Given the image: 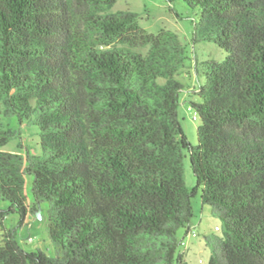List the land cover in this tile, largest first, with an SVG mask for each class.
<instances>
[{
	"label": "trees",
	"instance_id": "obj_1",
	"mask_svg": "<svg viewBox=\"0 0 264 264\" xmlns=\"http://www.w3.org/2000/svg\"><path fill=\"white\" fill-rule=\"evenodd\" d=\"M117 1L0 0V148L16 132L3 117L39 140L38 152L0 149V221L46 203L59 251L6 233L0 264L182 262L199 191L226 229L209 264H264V0H164L198 7L200 37L226 53L202 62L197 145L179 116L186 46L135 12L107 13Z\"/></svg>",
	"mask_w": 264,
	"mask_h": 264
},
{
	"label": "rangeland",
	"instance_id": "obj_2",
	"mask_svg": "<svg viewBox=\"0 0 264 264\" xmlns=\"http://www.w3.org/2000/svg\"><path fill=\"white\" fill-rule=\"evenodd\" d=\"M125 10L137 13L140 25L149 32L158 33L162 29L176 32L186 46L187 67L178 75L185 86L180 96L179 116L191 144L197 145L200 119L191 103L201 101L197 92L201 90L204 78L202 62L209 59L222 61L226 57L225 51L200 37L198 23L201 13L198 7H189L182 1L168 3L164 0H118L107 13ZM149 47H141L139 50L145 54ZM3 122L16 132L15 137L0 149L23 154L39 151L38 135L30 121L19 123L13 118L3 117ZM185 180L189 188L196 184L189 157L185 159ZM30 184L31 181H28L26 188L28 204L32 202ZM192 206L193 217L190 226L191 230L196 231L197 236L187 234L185 229L178 232V238L184 243L179 247L176 258L182 255L183 260L180 262L177 259L175 264H209L214 247L219 249L226 237L223 219L213 212L211 206L202 204L200 191L192 198ZM8 207L7 202L0 200V209ZM39 212L41 218L38 217ZM48 222L49 212L46 203H42L37 213L30 212L22 222L19 213L12 212L2 219V223L0 221V240L6 233H13L23 249L30 252L42 250L56 257L59 251L49 237Z\"/></svg>",
	"mask_w": 264,
	"mask_h": 264
},
{
	"label": "built area",
	"instance_id": "obj_3",
	"mask_svg": "<svg viewBox=\"0 0 264 264\" xmlns=\"http://www.w3.org/2000/svg\"><path fill=\"white\" fill-rule=\"evenodd\" d=\"M217 228H218V227H217ZM218 229H219V228H218ZM189 235L195 237V236H197V233H196V231H194V230H190ZM182 243H184V242H182ZM201 261H202V260H201Z\"/></svg>",
	"mask_w": 264,
	"mask_h": 264
},
{
	"label": "water",
	"instance_id": "obj_4",
	"mask_svg": "<svg viewBox=\"0 0 264 264\" xmlns=\"http://www.w3.org/2000/svg\"><path fill=\"white\" fill-rule=\"evenodd\" d=\"M38 217H39V218H41V217H42L40 212L38 213Z\"/></svg>",
	"mask_w": 264,
	"mask_h": 264
}]
</instances>
